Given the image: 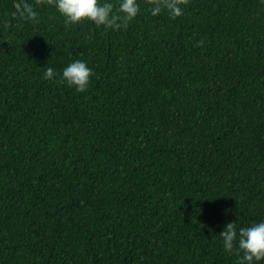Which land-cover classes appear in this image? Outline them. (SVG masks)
Returning <instances> with one entry per match:
<instances>
[{
	"label": "trees",
	"instance_id": "16d2710c",
	"mask_svg": "<svg viewBox=\"0 0 264 264\" xmlns=\"http://www.w3.org/2000/svg\"><path fill=\"white\" fill-rule=\"evenodd\" d=\"M155 2L116 30L0 0V264H237L221 233L264 222V0Z\"/></svg>",
	"mask_w": 264,
	"mask_h": 264
},
{
	"label": "clouds",
	"instance_id": "9594fccd",
	"mask_svg": "<svg viewBox=\"0 0 264 264\" xmlns=\"http://www.w3.org/2000/svg\"><path fill=\"white\" fill-rule=\"evenodd\" d=\"M151 3L152 0H149ZM188 0H164L163 3L155 2L150 7L151 15L160 16L162 11L167 10L170 18L177 19L184 15V6ZM38 6L54 7L64 17L66 25H79L83 22H91L97 28L116 29L126 27L128 23L140 14L137 0H121L118 14L114 15L113 5L101 4L100 0H36ZM18 19L27 22H37L38 13L29 4L15 8ZM122 21V23H121ZM198 45V46H202ZM57 74L52 68H48L44 79L52 81ZM93 71L82 61L69 64L62 73L61 80L79 94L87 92L91 83ZM223 248L227 253H235L240 256L237 264H264V222L255 224L247 229L236 231L235 223L227 225L220 235Z\"/></svg>",
	"mask_w": 264,
	"mask_h": 264
}]
</instances>
